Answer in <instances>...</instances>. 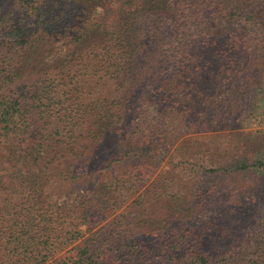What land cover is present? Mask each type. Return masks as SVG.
<instances>
[{
	"label": "trees",
	"instance_id": "1",
	"mask_svg": "<svg viewBox=\"0 0 264 264\" xmlns=\"http://www.w3.org/2000/svg\"><path fill=\"white\" fill-rule=\"evenodd\" d=\"M258 79L264 0L2 1L0 264H264V237L208 246L218 222L257 214L242 192L194 200L183 160L152 179L191 126L229 115L213 92L247 97ZM78 180L70 202L47 193Z\"/></svg>",
	"mask_w": 264,
	"mask_h": 264
},
{
	"label": "rangeland",
	"instance_id": "2",
	"mask_svg": "<svg viewBox=\"0 0 264 264\" xmlns=\"http://www.w3.org/2000/svg\"><path fill=\"white\" fill-rule=\"evenodd\" d=\"M2 1L4 0H0V3ZM257 81L261 82L259 88L253 87L254 91L247 97L238 93L234 95L230 90H226V94L218 93L219 90L213 92L214 96L218 94L216 99H219L222 109L229 110V115H223L222 121L215 126L210 125L208 129L202 124L199 129L191 126L185 135L182 134L174 145L168 146L163 152L162 164L155 170L152 178L161 169L172 170V162L177 164L183 160L185 164L179 170L182 187L189 191L188 194L195 193L194 200L202 198L213 202L214 193L220 190V186L225 185L234 187L242 192V197L247 198L246 201L253 202L257 214H254L250 222H245L246 218L238 222L235 217L234 224L218 222L219 227L208 232L211 236L207 240L208 246L214 250L222 246L246 248V240L250 237H264V171L261 172V167L256 166L260 162L264 163V80ZM241 165H247L249 169L238 170ZM122 169L105 172L95 178L93 183L98 184L99 191L108 192L113 181L116 187L122 183L125 176ZM86 185V180L55 182L47 188V193L55 200L70 202L84 191ZM109 195L116 198L113 193ZM129 204L130 202L125 203L109 220L123 212ZM228 207L229 204L226 208ZM212 213L209 210V216L219 217L217 213ZM221 224L224 226H220ZM86 231L83 228V232ZM89 235L87 233L86 237Z\"/></svg>",
	"mask_w": 264,
	"mask_h": 264
}]
</instances>
